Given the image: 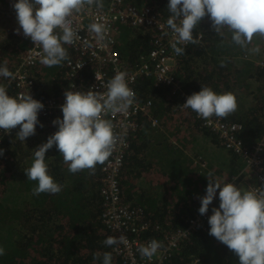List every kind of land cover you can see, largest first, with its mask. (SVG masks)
I'll list each match as a JSON object with an SVG mask.
<instances>
[{"label": "trees", "instance_id": "trees-1", "mask_svg": "<svg viewBox=\"0 0 264 264\" xmlns=\"http://www.w3.org/2000/svg\"><path fill=\"white\" fill-rule=\"evenodd\" d=\"M126 1L138 5L155 1L160 17L168 18L170 15L166 7L168 0ZM195 31L200 32V41L197 44L185 46V54L178 56L177 65L173 71L176 84L154 87L149 78H141L136 85L138 97L151 98V115L158 118L169 110L170 101L179 104L180 97L171 93L178 87H181L187 95L198 92L204 85L211 87L217 93L232 92L236 96L238 108L234 114L223 119L240 123L242 126L240 136L249 144L254 143L264 132V84L256 85L255 90L259 94L254 97V106L244 105L239 100L236 88L239 86L240 89H249V83H251L249 79L264 82V67L252 59L244 57L242 59L245 52L230 43V34L227 30L225 34L228 40L222 44L221 37L211 30L207 17L201 21ZM150 34L152 31L149 30L122 27L118 44L121 55L132 60L137 51L145 50ZM254 41V43L258 42L257 44L264 42L258 38H254ZM18 42L19 36L10 28L5 29L0 39V55L14 48ZM260 47L264 60V45ZM235 57L236 61L240 59L239 66L234 63ZM221 60L225 61L223 67L220 64ZM55 67L45 69L49 72L55 71L56 75L64 79L66 70L63 66ZM2 79L6 78L0 77V81ZM38 87L39 84L36 83L37 92ZM52 87L57 90V86ZM48 89H50L49 86ZM183 111H187L188 115L194 117L191 109ZM56 117L59 116L54 115L50 119ZM155 127L147 118H143L140 128L132 135L130 150L124 158L120 174V188L122 190V185L130 184L132 187L130 190L126 193L122 190L123 199L144 208L150 222V229L145 234L151 239L159 240L163 231L174 230L187 224L195 206L200 203L198 197L203 196L205 192L198 193V190L191 189V192L188 191L185 194L182 203L178 200L176 204L170 196L167 197L163 187L149 183L140 186L129 179L133 175L143 174L153 162H156L164 177L181 182L184 180L183 183H187L189 157L182 150L173 148L174 145L167 142L160 130ZM39 128H42L38 127V131L41 132L46 130L53 133L57 130L56 126H47L42 130ZM195 129L204 135H211L222 146L220 141L198 121H196ZM24 147L15 134L10 138L6 137L0 143V149H3V155L0 156L2 169L0 175L5 179L4 175L10 172L16 180L14 186H7L3 191L4 179L0 176V183H2V187L0 186V247L5 249V255L0 256V264H102L104 252L112 254L111 264H121L118 257L111 251V247L103 244L106 238L99 220L100 164L96 166L94 174H89L87 170L76 174L69 173L67 165L53 146L46 152V163L54 180L63 186L62 191L55 195L42 193L34 196L32 189L36 186V182L27 180L24 173V169L31 165L34 153L25 150ZM231 176L225 181H229ZM241 183L243 182L240 179L237 184ZM244 184L250 189L249 183ZM216 197L212 207L219 205L218 193ZM62 217L66 218V225L60 222ZM65 227L67 232L59 231ZM208 229L206 220L193 234L180 242L179 247L169 258V264H191L195 256L201 258L203 264H238V257L210 236ZM58 232L63 239H58ZM75 239H77L76 246L73 244ZM35 245V257L27 259L29 253L34 251L32 248ZM96 254H99V259L93 258Z\"/></svg>", "mask_w": 264, "mask_h": 264}, {"label": "clouds", "instance_id": "clouds-1", "mask_svg": "<svg viewBox=\"0 0 264 264\" xmlns=\"http://www.w3.org/2000/svg\"><path fill=\"white\" fill-rule=\"evenodd\" d=\"M11 7L18 24L14 32L30 39L42 52L41 63L51 68L62 66L64 62L71 63L65 45H75L81 39L75 26L77 14L92 7L102 10L104 2L13 0ZM166 7L170 13L166 26L174 37L170 47L177 56L185 54L186 45L199 43L193 32L206 17L211 30L221 37L222 44L228 40L227 30L231 44L247 54L261 52L260 45L253 44V39L264 40V0H168ZM87 27L97 42L103 44L107 33L105 23L92 22ZM220 64L225 66V61L221 60ZM80 67L82 63L77 66ZM0 77L15 78L7 61L0 65ZM105 87L104 93L91 88L64 91V103L60 105L62 118L56 117L51 122L57 130L35 148L31 165L24 169L27 180L36 182L32 189L34 196L55 195L62 191L63 186L54 180L46 163V152L53 146L72 174L85 170L94 174L96 166L104 164L112 155L121 137L114 131L112 120L105 117L127 112L136 100V92L129 86L128 73L120 69L115 70ZM182 107L209 120L234 114L238 103L232 92L217 93L204 85L198 92L188 95ZM43 108V103L29 92L12 96L8 94L7 86L0 84V130L4 133L18 128L15 137L25 142L26 138L36 134L37 125L44 127L38 119ZM2 155L3 149H0ZM206 177L205 194L198 197V213L205 215L217 193L219 198V207H212L207 218L208 234L237 256L238 264H264V177L260 178V186L252 189L239 187L234 182L235 177L233 182L215 179L212 172ZM103 244L109 247L127 244V239L123 234L107 236ZM163 247L161 241L151 239L147 244H140L137 251L150 261ZM3 255L5 249L0 247V256ZM93 258L100 256L96 254ZM111 262L112 254L104 252L102 264Z\"/></svg>", "mask_w": 264, "mask_h": 264}, {"label": "built area", "instance_id": "built-area-1", "mask_svg": "<svg viewBox=\"0 0 264 264\" xmlns=\"http://www.w3.org/2000/svg\"><path fill=\"white\" fill-rule=\"evenodd\" d=\"M103 2L102 10L92 7L77 14L75 18V26L79 29L78 34L81 39L75 45H65L71 54V63L64 62L62 65L67 76L64 91L91 88L98 93H104L105 85L114 76L116 69L128 73L129 86L135 92L136 85L141 78H149L154 87L163 84H176L173 71L177 65L178 56L170 47V42L174 37L166 26L167 18L159 16L155 1L141 5L126 0H103ZM92 22L105 23L107 33L103 44L97 42L94 35L88 31L87 26ZM124 26L130 29L152 31L147 39L145 50L137 51L132 60L123 57L118 48L119 35ZM193 36L200 41V32L194 30ZM41 58V50L31 41L19 55L16 65L10 70L15 78L6 79L3 84L7 86L9 95L17 96L29 92L34 99L41 101L44 108L39 112L38 119L45 125L51 117L62 113L60 105L64 103L65 97L64 91L59 95L45 97L38 95L37 89L35 90L37 83L35 68ZM81 63L82 67L77 68ZM258 64L264 67V60L261 59ZM73 85L74 88H72ZM171 93L180 97V102L175 104L170 101L169 106L187 110L182 107L188 96L184 90L178 87ZM151 109V98H140L136 92V100L127 112L105 117L112 120L115 126L114 131L121 137V140L117 143L109 159L100 165L101 212L99 220L105 238L121 234L126 236L127 244L110 246L111 251L118 257L121 264H169V258L179 247L180 242L205 223L214 201L217 199V197L214 198L205 215L202 216L198 213L199 203L195 206L192 216L184 227L163 231L159 241L163 243L164 247L152 260L149 261L147 258L141 257L137 248L140 244H147L151 240L145 234L150 229V222L141 205L129 203L123 199L120 174L124 158L130 150L131 137L140 128L142 119L147 118L152 126H159V119L152 117ZM194 118L209 130L227 151L243 160V166L231 176L228 182H233L235 177L236 184L240 179H245L248 180L250 189L258 188L261 184L260 178L264 177V132L258 140L249 144L240 136L242 126L238 122L217 117L204 120L198 117L195 112ZM15 133L16 129L10 133L0 130V143ZM191 264H203V262L201 258L195 256L191 260Z\"/></svg>", "mask_w": 264, "mask_h": 264}, {"label": "rangeland", "instance_id": "rangeland-1", "mask_svg": "<svg viewBox=\"0 0 264 264\" xmlns=\"http://www.w3.org/2000/svg\"><path fill=\"white\" fill-rule=\"evenodd\" d=\"M13 3V0H0V39L2 38V33L5 29H11V31L14 32V29H16L18 26L15 19V11L11 7V4ZM5 25V28H2L1 26ZM13 27V28H12ZM17 35V34H16ZM19 36V42L14 48H10L6 53L0 55V65L4 64V61H7V67L9 70H11L17 63V60L19 58V55L29 46V43L31 42L30 39L25 38L22 33ZM255 38V37H254ZM253 44H257L258 42ZM260 46L264 45V42H259ZM28 44V45H27ZM67 48V47H66ZM69 52V50H68ZM69 52V56H70ZM249 54L244 53L242 56L244 58H247ZM258 55L260 56V53L255 55V62L259 63L261 59H259ZM241 59V60H242ZM240 60V59H239ZM236 63V57L234 59V63H236V66H239L241 62ZM253 60V59H252ZM45 66L43 65V68L36 70V82L40 84L41 87H43L44 95H59L61 94L66 86V74H64V79L59 77V75H56V72H49L45 71ZM55 68H61L59 66ZM53 68V69H55ZM53 73V74H51ZM7 79V78H6ZM6 79H2L0 81V84H3ZM251 83H249V89H240L239 86L236 88L237 95L240 97L239 100L244 103V105L254 106L255 100L254 97H256L259 92L255 90L256 85L262 86L264 82H256L253 81V79H249ZM48 86L50 89H48ZM57 86V90L52 87ZM55 89V90H54ZM169 106V105H168ZM169 110H166L165 113L160 115L158 117L159 119V126L155 127L160 130V132L163 134L165 138H167V134L171 136L172 139H175L176 142L179 141L180 144H182L186 149V154L189 157V171H188V181L187 183L175 182V185L170 188V198L173 200L174 203H178V200L181 201L184 199V196L188 191L191 192V189L198 190L199 192H205L208 179H207V173L212 172L213 178L225 181L227 178H229L231 175H234L237 169H240L243 166V160L241 158H238L239 163H236V157L233 156L230 152H228L226 149H224L221 145L216 146L215 148V155L210 156L209 158L198 157L199 154H193L190 150V145L196 146L197 143H199L202 139H200L199 135H197L196 138V129L195 124L196 121L194 120V117L190 114L188 115L187 111L180 110L176 107H168ZM59 117L62 118V113L57 114ZM53 119H49L46 121V124L44 125V128L47 126H54L51 122ZM40 127V126H39ZM39 128V130H42ZM56 129V128H55ZM193 130V132H192ZM178 132H181L180 134ZM177 133V136H176ZM52 134L51 132H47L44 130V132L38 131V127H36V134L26 138L25 142H21L23 144L24 149L30 151L31 153H34L32 150L33 144H36L35 148H37L41 143L45 142L44 139H47V137ZM203 135L202 133H200ZM16 135V133H15ZM45 135V136H44ZM44 136V138L41 139V137ZM187 138V140H185ZM168 139V138H167ZM189 139V140H188ZM195 139V140H194ZM199 140V142H197ZM168 142H171L168 139ZM185 142H188L185 143ZM192 142V143H191ZM174 143V142H173ZM176 144V143H175ZM198 146V145H197ZM28 162V159H27ZM26 162V163H27ZM154 163V162H153ZM152 163V164H153ZM204 163V164H202ZM0 164H1V158H0ZM157 164L154 163L151 168L149 167V170L144 172L143 174L137 176L133 175L129 179H131L133 182L135 181L137 185H143V184H155L159 187L160 183L159 180L161 177L160 173H158V168L156 166ZM2 169L0 167V173ZM9 174V176H8ZM8 174H5V179L2 175L1 178L4 179L3 182V191L6 189L7 186H14L16 180L13 178V173L8 172ZM146 174L148 176H146ZM163 179V178H162ZM2 183H0L1 186ZM239 186V184H237ZM2 187V186H1ZM132 187L129 185L126 186V184L122 185V190L124 193H126L127 190H130ZM164 191V190H163ZM203 195V194H201ZM195 196V195H194ZM189 199V198H188ZM186 203V202H185ZM60 222H62L63 225H66V218L62 217ZM60 232H67V227L64 229L61 228L59 230ZM60 232H58V239H63L60 236ZM65 237V236H64ZM61 238V239H60ZM75 238V237H74ZM66 242V241H65ZM77 239L73 241V244L76 246ZM34 251H31L29 253V257L27 259H31L32 257H35V247L32 248ZM31 249V250H32ZM34 259V258H33Z\"/></svg>", "mask_w": 264, "mask_h": 264}, {"label": "crops", "instance_id": "crops-1", "mask_svg": "<svg viewBox=\"0 0 264 264\" xmlns=\"http://www.w3.org/2000/svg\"><path fill=\"white\" fill-rule=\"evenodd\" d=\"M16 26H18V24L16 25ZM68 49V48H67ZM258 57H259V59H262V57H263V53H262V51L260 52V56L258 55ZM247 58H249V59H253V60H256L255 59V55H251V54H249L248 55V57ZM239 60V59H238ZM238 60L236 61V63L238 62ZM258 60V59H257ZM256 60V61H257ZM43 68V64L41 63V60L38 62V64H37V69L38 70H40V69H42ZM46 70V69H45ZM38 93L40 94V95H44V90H43V88H41V86H40V84H39V87H38ZM192 132H193V130H192ZM179 134L181 133V132H178ZM196 133V135H195V137L194 138H196L197 137V135H199V137H200V139H202L200 142H199V140L197 141V142H199V143H197L196 144V146L194 147L193 145H190V150H191V152L195 155V154H199V158L200 157H203V156H205L206 158H209L210 156H213L214 157V155H215V148H216V146H220V144H219V142H217V140L215 141L214 139H213V137L211 136V135H201L199 132H195ZM45 136V135H44ZM44 136H42L41 137V139L42 138H44ZM176 136H177V133H176ZM178 137V136H177ZM167 138L171 141L170 143H172L173 145H174V147L173 148H178V149H180V150H182L185 154H186V149H185V147L182 145V144H180L179 143V141L178 142H176V140L175 139H172L171 138V136L169 135V134H167ZM166 138V141L168 142V139ZM185 140H187V138L185 139ZM189 140V139H188ZM195 140V139H194ZM44 141L46 142V139H44ZM174 142V143H173ZM176 143V144H175ZM185 143H187L188 144V142H185ZM192 143V142H191ZM198 145V146H197ZM35 146H36V144H33V146H32V150L33 151H35L36 149H35ZM216 150H217V148H216ZM187 155V154H186ZM188 156V155H187ZM234 156V155H233ZM154 163H156V162H154ZM153 163V164H154ZM236 163H239V160H238V157L236 156ZM152 164V165H153ZM157 164V163H156ZM240 164V163H239ZM151 165V166H152ZM157 166V168H158V164L156 165ZM151 168V167H150ZM149 170V169H148ZM147 170V171H148ZM236 170H238L237 168H236ZM158 173H160V175H161V177L163 178H160V180H159V183H160V185L159 186H161V187H163V189H164V191H165V193H166V195H167V197L168 196H170V188L172 187V186H174L175 185V182H180V183H182L180 180H176V179H171V178H169V179H167L166 177H164V175H163V173L160 171V169H158ZM139 175H141V174H137V176H139ZM243 183H241V184H239V187H241V188H244V189H249V188H247L246 187V185L244 184V183H248V180H241Z\"/></svg>", "mask_w": 264, "mask_h": 264}]
</instances>
